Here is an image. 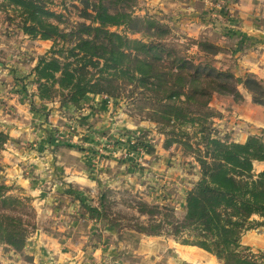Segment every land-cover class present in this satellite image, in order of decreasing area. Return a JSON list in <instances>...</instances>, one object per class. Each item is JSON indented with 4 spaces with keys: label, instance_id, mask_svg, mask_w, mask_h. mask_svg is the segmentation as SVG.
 Segmentation results:
<instances>
[{
    "label": "trees",
    "instance_id": "16d2710c",
    "mask_svg": "<svg viewBox=\"0 0 264 264\" xmlns=\"http://www.w3.org/2000/svg\"><path fill=\"white\" fill-rule=\"evenodd\" d=\"M112 1L125 5L129 0H80L79 16L89 24L68 29L54 0H0V10L23 34L52 42L29 74L41 100L58 95L63 105L89 95L122 99L130 112L156 124L165 136V148L180 145L200 167V178L187 192L181 215L167 206L140 201L137 210L146 219L138 216L132 225L123 226L109 217L102 200L101 210L88 207V211L97 212L101 223L118 231L128 228L148 236L172 237L212 254L223 264H264V255L241 243L245 231L264 225V166L258 173L252 167L255 159L264 161V144L257 137L245 144L213 137L211 120L219 113L208 105L215 86L235 96L240 86L253 102L264 106V82L252 74L236 77L193 63L181 55L171 26L136 16L126 7H112ZM113 26L140 33L148 43L108 29ZM88 40L91 48H86ZM195 44L207 55L221 50L209 42ZM160 71L171 77L166 87L156 85L161 83ZM8 139L1 131L0 152ZM252 147L257 150L253 152ZM8 191L0 182V243L19 252L36 226L27 200Z\"/></svg>",
    "mask_w": 264,
    "mask_h": 264
},
{
    "label": "rangeland",
    "instance_id": "374dc122",
    "mask_svg": "<svg viewBox=\"0 0 264 264\" xmlns=\"http://www.w3.org/2000/svg\"><path fill=\"white\" fill-rule=\"evenodd\" d=\"M109 1L111 0H103V2ZM54 3L57 4L55 9L63 13L66 22L64 25L68 29L73 28L78 23L89 24L88 20L79 16L82 9L80 0H54ZM110 5L112 7H126L136 16H149L171 26L174 40L180 45L181 55L193 63L207 64L215 70L229 72L236 77L252 74L264 82V56L261 58L259 70H246L245 72L223 70L222 67L213 62V57L222 53L225 54L224 57L232 59L230 56L240 51L239 46H220L221 50L217 54L207 55L199 50L195 42L208 41L177 34L175 27L178 18L175 17L176 15L172 18L171 12L167 10H174L175 6H172V3L166 5L162 0H129L125 5L122 3L114 4L113 1L110 2ZM206 5H210L209 0ZM228 6L230 5L227 4L226 9ZM108 29L143 44L148 43L147 39L140 33H129L123 27L113 26L108 27ZM256 32L258 30L248 31L247 34L251 39L259 40L258 47L256 44H252L248 49L254 50L259 46V49H264V39L262 36L253 35ZM77 40L83 39L78 38ZM88 41L90 43H86L88 46L85 47L91 48L92 41ZM51 45L50 40L34 39L23 34L14 23L7 20L6 14L0 10L1 108L4 113L6 112L5 115H10V118L14 120L20 118L16 111L18 109H10L14 108L10 105H13V101L11 103L7 101L9 94H14V97L19 101L24 100L23 103L30 110L34 111L38 108L54 110V115L51 117L52 125L43 132L44 150L35 156H30L28 160L34 161L37 157L41 158L48 155L50 156L48 163L50 167L45 165L47 170L34 176V178L41 177L39 178L40 183L37 181L38 186L35 187L38 190L34 189L27 192L20 186L22 191H16L12 194L22 199L25 198L29 206L28 212L30 208L32 210L31 219L36 228L28 238L27 243L33 242L38 249H41L42 234L56 236L55 238H58L59 241L68 240L76 250L78 248L81 250V253L79 252L73 260L81 261L83 258L84 264H176L172 259L171 262H166L163 252L165 254L172 253L171 249L175 247V243L183 245L177 240L160 235V239H155L153 243L143 246L144 241L141 242V240L146 235L128 228L118 231L115 227L101 223L97 212H89L88 207L101 210L100 203L101 200L102 203L104 201V208L109 217L123 226L132 225V220L139 216L137 205L140 201L149 205L167 206L174 209L177 215H181L184 211L187 192L200 178V167L193 154H186L182 147L177 144L165 148V136L158 132L154 122L142 119L130 112L124 100L113 99L105 95L101 98L108 105V107L105 106L107 115L97 120L101 121L100 124L102 123V125L94 137L100 144L88 146L74 140L72 132L83 134L82 130H77L78 126L85 131L90 130V127L84 126L85 123L83 125L81 120L76 117L79 114L78 109L73 108L71 110L68 107L73 104L77 108L84 99L63 105L61 104V97L58 95L41 100L37 95L34 77L29 75ZM128 76L129 71H126L125 79ZM157 78L161 83L156 85L162 87H166L165 81L171 79L165 71H160ZM224 80L226 79L224 78ZM7 86L9 89L15 86V92L9 93V89L5 90ZM214 89L217 90L213 92L208 104L219 113V116L211 120L213 137L219 138L214 135V132L220 129L221 135H218L222 136L221 138L224 139H221L222 141L245 144L251 137H257L264 144V106L254 103L251 95L240 86L237 87L238 95L236 96L223 91L218 86H215ZM36 97L42 103L38 102ZM19 101L17 103H21ZM88 107H90L89 104L87 109ZM86 111L88 110H84V112ZM18 112L21 114V111L18 110ZM48 114L49 112L46 113L47 118ZM250 114L255 117V120L248 118ZM237 116H240V120L237 119ZM224 117L235 124L237 120L241 121L238 127L236 125L237 128L232 126L229 131L235 133L241 130L242 132L238 133H241L242 138L241 136L235 138L232 134L229 136L222 132L224 125L227 127L224 123L221 127L215 126V119ZM262 121L263 123H261ZM86 123L91 124L90 120ZM1 131L6 133L4 130ZM226 131L229 133L227 129ZM245 136H247L246 139H244ZM31 141L19 142L18 145H22L23 150L27 151L31 148ZM69 149L71 151L75 149V152H68ZM252 150L254 152L257 149L252 147ZM81 153L90 158L87 164L89 172L83 170L85 163L81 159ZM69 156L73 157L70 158L71 163L67 169L65 162L67 161L66 157ZM79 162L82 166L81 169L75 166V163ZM263 166L264 161L256 159L252 161L254 173L261 171ZM76 175L84 176L85 180L75 178ZM3 178L0 171V182ZM139 219L144 220L146 216L141 215ZM250 230H255L264 236V226ZM242 244L249 246L253 253L264 255L261 246ZM0 246V254L8 257L6 264L21 262L18 256L19 252L5 244ZM8 251H12L13 255ZM160 251L161 254L158 255L157 253ZM24 258L27 261L31 260L29 255ZM214 264L223 263L217 259Z\"/></svg>",
    "mask_w": 264,
    "mask_h": 264
},
{
    "label": "crops",
    "instance_id": "0c3cea01",
    "mask_svg": "<svg viewBox=\"0 0 264 264\" xmlns=\"http://www.w3.org/2000/svg\"><path fill=\"white\" fill-rule=\"evenodd\" d=\"M207 1L208 0H162L166 5L172 3V6H175L174 10H167L168 12H171L172 18L175 15V17L178 18L175 27L177 34L180 33L194 39L205 40L218 46H239L240 51L231 55L230 58L232 59H228L226 56L224 57L225 54L222 53L213 57V62L218 64L219 67H222L223 70H233V72L259 70L261 58L264 56V49H259L260 46L257 48L259 40L255 38L251 39L247 32L257 30L264 32V0H209V6L206 5ZM227 4L230 6H228V9H224ZM252 44H256L257 49H248ZM254 56L256 57L253 58ZM15 88V86H12V88L9 89V86H7L5 90L9 89V93H12L15 92ZM1 90L2 89H0V91ZM0 96H2V93ZM101 96L103 95H89L84 98L80 106H77V108L76 106L74 107L73 104L68 107V109L71 110H73V108H75V110L78 109L77 111L79 114L76 117L81 120L83 125L85 123L84 126L90 127V130L85 131L78 126L77 130H82L83 134L72 132L74 140L78 143L82 142L88 146L100 144L98 140L94 138L98 128H101L102 125V123L100 124L101 121L97 120L106 117L107 112H105V106L108 107ZM37 100L38 102H41L39 98H37ZM7 101L9 103L13 101V105H10L11 107L14 106L15 109H10H18L21 111V114L16 110L18 113L17 115H20V118L14 120L10 118V115H5L6 112L4 113L0 105V130H4L9 136V139L5 143V147L0 152V171L4 177L1 183L9 187V194H13L16 191H22L20 186H22L25 191L30 192L29 190L37 189L35 188L38 186L37 181L41 178H34V176L47 170L45 165H48V168L50 167L48 164L50 156L48 155L41 158L37 157L34 161L28 160L30 156H35L44 150L45 141L43 132H45L48 127H51V117L54 115V110L49 108L46 110L43 108H38L34 111L30 110L26 107L25 103H23L24 100L19 101L14 97V94H9ZM18 101L21 103H17ZM88 104L90 107L87 109ZM84 110L88 111L84 112ZM82 111L83 113L80 114ZM47 112H49L48 118L46 117ZM239 118L240 116H237L238 120H240ZM248 118L255 120V117L251 114ZM88 120H90L91 124L86 123ZM238 120L235 124L232 123V121L226 120L225 117L218 118L215 119V126L221 127L223 123L226 124L227 127L224 125L222 132L227 133L229 136L232 134L233 137L235 136V138H237L238 136H241V133L239 134L238 132L242 131L239 130L238 132L231 133L229 129L232 126L236 127V125L238 127V124L241 122ZM243 123L245 124L244 121ZM261 123H263V121ZM229 125L231 126L229 127ZM220 132L221 130L218 129L214 132V135L222 139V136H219L221 135ZM246 137L247 136H245L244 139H246ZM26 141L32 142L31 148L27 151L23 150L22 145H18L19 142L24 143ZM229 141H231V139H229ZM68 152H75V149ZM81 156L83 163H85L83 170L89 172L87 164L89 163L90 158L84 153H81ZM72 157L73 156L66 157L67 161L65 163H67V165L65 168L68 169V165L71 163L70 158ZM25 160L27 161L25 162ZM75 166H78L79 169L82 168L80 162L75 163ZM74 177L82 179V181L85 180V177L81 175H76ZM33 179L35 180L34 182L32 181ZM253 218L260 220L256 215H254ZM55 237L56 236L42 234L41 241L43 244L41 249H38L33 242L26 243L23 249L19 251L18 256L21 262L17 264H84L83 258H81L82 262L80 260H73L79 252L81 253L79 248L76 250L70 241H59L57 240L58 238ZM155 239H160V237L146 235L142 237L141 242L144 241L142 245L146 246L149 243H153ZM241 243L261 246V250L264 252V236L255 230L245 231L241 237ZM0 245L4 244L0 243ZM174 246V248L170 247L173 248L171 249L172 253L168 252V254H165V252H163V255L165 256L163 257L166 262H169L172 259L176 264H214L217 260L215 256L210 255L196 246L179 245L176 243ZM161 251L157 254L160 255ZM9 253L13 255L12 251ZM28 255L31 258L30 261H27V259L24 258ZM7 261L8 257L0 254V264H6Z\"/></svg>",
    "mask_w": 264,
    "mask_h": 264
},
{
    "label": "water",
    "instance_id": "95a60500",
    "mask_svg": "<svg viewBox=\"0 0 264 264\" xmlns=\"http://www.w3.org/2000/svg\"><path fill=\"white\" fill-rule=\"evenodd\" d=\"M253 35H257L258 37L262 36V38L264 39V33L260 32V31L253 33Z\"/></svg>",
    "mask_w": 264,
    "mask_h": 264
},
{
    "label": "built area",
    "instance_id": "2783aa9c",
    "mask_svg": "<svg viewBox=\"0 0 264 264\" xmlns=\"http://www.w3.org/2000/svg\"><path fill=\"white\" fill-rule=\"evenodd\" d=\"M224 6V5H223ZM224 9H226V6L224 7Z\"/></svg>",
    "mask_w": 264,
    "mask_h": 264
}]
</instances>
